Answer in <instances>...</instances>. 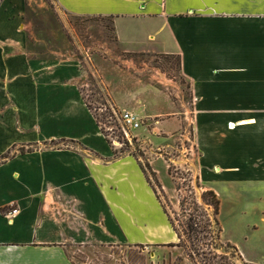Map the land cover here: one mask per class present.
<instances>
[{
    "label": "crops",
    "instance_id": "0c3cea01",
    "mask_svg": "<svg viewBox=\"0 0 264 264\" xmlns=\"http://www.w3.org/2000/svg\"><path fill=\"white\" fill-rule=\"evenodd\" d=\"M56 3L71 16L110 19L128 50L179 59L202 169L206 135L264 133V0ZM27 7L0 0V264H79V251L112 244L176 246L142 163L115 154L85 103L79 63L28 50ZM212 94L214 128L201 120ZM232 102L245 108L230 112Z\"/></svg>",
    "mask_w": 264,
    "mask_h": 264
},
{
    "label": "rangeland",
    "instance_id": "374dc122",
    "mask_svg": "<svg viewBox=\"0 0 264 264\" xmlns=\"http://www.w3.org/2000/svg\"><path fill=\"white\" fill-rule=\"evenodd\" d=\"M26 3L28 50L79 63L81 94L102 134L115 154H132L147 167L164 219L181 236L170 248L112 244L79 251V264H264V133L244 137L234 127L223 142L206 135L202 169L190 88L177 57L120 46L110 19L71 16L56 0ZM213 98L201 120L214 128L220 107ZM124 111L141 120L130 139L119 122ZM209 189L220 201L218 216L202 199Z\"/></svg>",
    "mask_w": 264,
    "mask_h": 264
},
{
    "label": "built area",
    "instance_id": "2783aa9c",
    "mask_svg": "<svg viewBox=\"0 0 264 264\" xmlns=\"http://www.w3.org/2000/svg\"><path fill=\"white\" fill-rule=\"evenodd\" d=\"M119 122L121 123L122 130L125 136L130 139V132H133L141 127L140 118L133 113L123 112L119 116ZM18 213V209L12 207L10 210L6 212V217L12 219Z\"/></svg>",
    "mask_w": 264,
    "mask_h": 264
},
{
    "label": "trees",
    "instance_id": "16d2710c",
    "mask_svg": "<svg viewBox=\"0 0 264 264\" xmlns=\"http://www.w3.org/2000/svg\"><path fill=\"white\" fill-rule=\"evenodd\" d=\"M21 152L23 153L24 150H21ZM28 152H31V150L29 149ZM147 167L145 166H142V169L144 170V173L146 175V178L147 180H149V177H148V174H147V170H146ZM154 190V189H153ZM155 194H156V191L154 190ZM157 196V194H156ZM158 200L160 199L158 196H157ZM202 199L204 202H206L208 205H211L214 209V215L215 216H218L219 215V207H220V201L218 199V197L216 196V194L209 190V191H205L203 194H202ZM170 224L171 226L173 227L174 231L177 233V236L179 238V242L181 241V236L180 234L176 231V229L174 228L173 224L171 223L170 221ZM195 231V230H194ZM180 243H178L176 246H179ZM170 247H175V246H170Z\"/></svg>",
    "mask_w": 264,
    "mask_h": 264
}]
</instances>
